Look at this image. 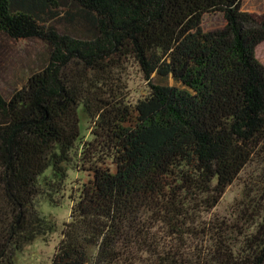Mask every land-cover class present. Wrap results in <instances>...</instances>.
<instances>
[{"label": "trees", "instance_id": "1", "mask_svg": "<svg viewBox=\"0 0 264 264\" xmlns=\"http://www.w3.org/2000/svg\"><path fill=\"white\" fill-rule=\"evenodd\" d=\"M242 2L0 0V35L47 47L0 91V264L56 231L51 264H264V16ZM208 13L225 25L204 30ZM130 63L148 85L135 102ZM250 163L263 177L238 214L213 217ZM70 171L60 226L39 199L57 205Z\"/></svg>", "mask_w": 264, "mask_h": 264}, {"label": "rangeland", "instance_id": "2", "mask_svg": "<svg viewBox=\"0 0 264 264\" xmlns=\"http://www.w3.org/2000/svg\"><path fill=\"white\" fill-rule=\"evenodd\" d=\"M242 10L256 18L264 16V0H243ZM225 19L220 13H208L203 18L202 27L206 31L215 30L225 25ZM47 55V47L39 40L16 41L0 35V91L9 98L20 89L27 77L38 70ZM257 57L264 63V42L257 48ZM125 98L135 102L143 97L148 90L147 81L135 63H130L123 73ZM91 124L88 123V127ZM81 129L85 138L89 136L86 120L82 118ZM69 181L62 198L57 205L39 199V209L48 218L62 225L70 217L71 190L78 177L70 171ZM261 167L258 163H250L245 167L236 181L229 186L219 204L213 209L212 216L225 219H234L238 214V203L243 197L244 187L249 189L262 178ZM258 184V183H257ZM59 241V231L46 237H40L25 246L18 254L16 264H51L55 247Z\"/></svg>", "mask_w": 264, "mask_h": 264}]
</instances>
